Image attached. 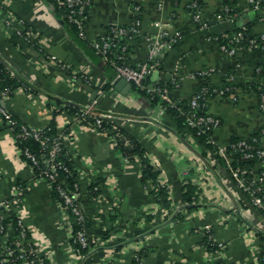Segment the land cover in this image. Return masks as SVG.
I'll list each match as a JSON object with an SVG mask.
<instances>
[{
    "label": "crops",
    "instance_id": "1",
    "mask_svg": "<svg viewBox=\"0 0 264 264\" xmlns=\"http://www.w3.org/2000/svg\"><path fill=\"white\" fill-rule=\"evenodd\" d=\"M1 1L29 22L36 35L34 44L11 45V31L2 25L0 10V56L35 86L32 91L20 90L8 97L6 107L10 112L30 125H44L54 120L58 127H63L70 123L71 117L67 110L54 105L53 97L76 104L95 97L99 108L131 117H115L113 121L122 124L143 143L147 156L160 169L157 179L170 189L172 210L168 211L162 203L150 198L148 183L140 180L142 164L138 154L125 158L101 131L75 127L70 148L75 165L82 173L78 184L89 219L86 234L92 239L108 236L102 238L105 241L100 248L80 253L69 244L61 220L62 210L52 191L44 182L32 178L30 165L16 155V144L0 121V199L10 198L16 192L17 183H22L21 198L12 208L22 213L24 222L35 231L31 239L52 251L54 264H132L134 253L145 242L152 247L140 264H258L264 253V234L263 237L260 234L264 230L256 228L258 224L264 226L262 210L249 204L243 209L247 223L256 228L248 229L246 218L229 197L225 182L232 181L226 168L218 161L214 163L208 150L202 156L195 152L188 141L195 143L194 138L172 123L161 104L152 103L133 91L132 86L126 93L115 88L111 83L117 80L113 68L95 55L87 42L108 34L112 27L124 26L126 33L131 32L125 41L124 55L126 61L135 64L147 57V35L161 27L179 28L183 30L182 37L163 53L149 75L150 82L178 78L170 93L177 101L191 97L200 87L203 79L193 76L197 70L213 67L219 81L222 73L234 69L236 64L238 78L248 83L257 78L254 74L264 66V49L243 46L235 55L221 49L212 34L225 33L231 27V20L217 19L216 10L223 6V0H204L198 22L187 9L191 0H88L83 27L87 41L78 38L42 0ZM231 1L241 11L239 20L248 21L254 9L251 1ZM134 23L136 31L130 30ZM263 31L264 17L250 28L253 34ZM52 54L70 68L85 73V80H72L66 71L49 65ZM261 103L257 92L249 89L241 90L238 97L209 98L208 111L222 120L216 128L215 139L226 144L236 136L248 137L259 130L264 142V105ZM91 180L99 183L96 195L88 191ZM188 181L198 186L199 193L198 204L191 208L183 207L179 196L182 184ZM239 192L245 199V193ZM176 211L180 215L173 218ZM146 214L154 215L152 221L146 219ZM147 221H154L156 227L143 240L140 232L148 228ZM209 230L224 242L219 254H214L202 242L204 232ZM2 242L0 236V245Z\"/></svg>",
    "mask_w": 264,
    "mask_h": 264
},
{
    "label": "built area",
    "instance_id": "2",
    "mask_svg": "<svg viewBox=\"0 0 264 264\" xmlns=\"http://www.w3.org/2000/svg\"><path fill=\"white\" fill-rule=\"evenodd\" d=\"M58 5H61L66 8V12L64 16L68 21L75 23L79 29V35L84 36L83 27L85 25L86 12L85 7L88 0H56ZM252 5L257 9L261 6V0H250ZM47 9L52 10L51 5H46L43 3ZM49 7V8H48ZM0 10L3 12L2 25L7 27L11 31V36L15 37L17 40L16 46L21 45H31L34 44V40H36V35L33 27L26 23L27 21L23 17H19L15 15L11 9L6 8L3 5V2L0 0ZM193 19L196 21L201 20V12L192 11ZM218 20H225L221 14L217 15ZM137 23V21H135ZM135 23L132 25L130 30L136 31ZM30 24V23H29ZM159 28L156 32L146 36V42L148 47L147 57L139 61L138 63L131 64L126 61L124 51L125 44L122 46L121 53L114 52V48L118 47V41L114 39L111 35L104 33L99 35L98 37L92 38L90 41L94 47L95 53L99 54L102 59L108 62L114 72L115 79L123 77L128 80L130 83H134L140 87H145L149 93L159 92L160 88L153 82L145 83V79L149 77L151 72L158 66L159 61L166 51V49L179 38H181V30L179 28ZM129 30V29H128ZM112 31L116 35L125 34L127 32V28L124 26L112 27ZM239 34L236 38V42L240 40ZM260 40H264V31L261 33ZM252 44L257 42L256 38H252ZM221 49L229 54L234 53L238 46L237 44H227L221 43ZM4 62V66L8 71L10 76L17 75V71L12 67L11 62L9 60H5L2 58ZM48 64L58 68L62 71H69V78L72 80H76L84 76L86 78L85 73H80V71L75 70L74 68H70L68 64H66L61 59L57 58L56 55L52 54L48 58ZM211 69H199L197 70L193 76L198 75H210ZM80 73V74H79ZM28 80V79H27ZM114 81H111L113 83ZM34 87V83L28 80V84H18L16 85L14 91L26 90L32 91ZM207 89L205 87L198 88L197 91L191 96L190 103L193 107L199 105L200 98H205V93ZM14 92V93H15ZM10 97L9 93L6 89L0 88V121L6 131L11 134V138L16 144V155L22 160L25 161L28 165H30L32 169V178L35 181L44 182L49 188L54 187L57 191V197H55L56 202L58 203L60 209L62 210V223L67 230L69 238L72 237L82 246L88 244V236L86 234V229L84 227L78 228L75 231L72 228L71 222L68 218V214L66 213V208H70L72 212L76 215L78 221L82 222L84 220V207L82 201L79 200L81 198L80 188L78 184V177L82 175L81 170L77 168L75 165L76 174L73 175L72 170L68 165H66L63 161L58 159L60 153L62 151H69L74 157L70 143L75 139V127L81 126L85 128H93L98 131L104 133L107 139L112 143L114 147L119 150L118 145H124L127 147H131L132 143L130 137H128L122 130V124H119L113 119L115 117L128 119V115L119 114L117 111H113L111 109H101L98 106L97 98L93 97L89 102L83 104H76L69 100H57L53 98L54 105H59L63 109L69 112L71 117L70 123L66 124L63 127L56 126V131L54 134L50 135L45 133V129L49 128V122L44 125H30L23 121H19L15 118L10 110L6 107V100ZM263 101L262 105H264V93L262 95ZM174 101V100H173ZM178 101V100H177ZM174 101V102H177ZM162 106V105H161ZM72 107H75L74 109ZM163 107V106H162ZM164 108V107H163ZM108 121H112L110 125L104 124ZM56 123V122H55ZM189 123L193 126H201L205 124H211L214 127H218L222 120L220 117L213 115L211 113L201 114L196 118L189 117ZM49 124V125H48ZM73 124V126H72ZM46 126V127H45ZM15 129H18L15 131ZM200 132V131H199ZM31 136L39 141L41 144L40 153H36L32 151L29 147L24 146L20 147L17 144V137H28ZM257 137H254L256 140ZM232 147L234 150L243 151L244 157H252L254 155L264 156V148L253 146L251 142L247 139H240L237 142H233ZM210 153H212V160L214 163L217 162V158L215 157V153L213 149L206 148ZM218 153L224 155L225 157H230V153L225 149L224 144L220 145V148L217 150ZM233 152V151H232ZM125 158H129L127 155L121 153ZM75 158V157H74ZM130 159V158H129ZM230 159V158H229ZM58 169H62L65 172V176H71L73 179L72 186H70L69 182L65 177L59 175ZM232 173L236 178V182L226 181L225 185L229 192V197L232 199L233 206L240 209L241 214H243V209L247 207V204L251 205L252 208L256 207L259 209H263L264 213V169L262 171L256 172L255 169L251 165H238V167H231ZM140 173V170H139ZM251 173V174H248ZM256 173V174H255ZM111 175V174H110ZM109 175V176H110ZM112 176V175H111ZM110 176V177H111ZM95 181V180H91ZM90 181V182H91ZM55 182V186L53 183ZM21 183H17L16 192L11 195L10 198L0 199V230L3 231L1 243V264H35L36 261L44 264L43 258L40 255H44L47 259H49L50 263L54 264V257L51 250H45L39 244L36 243L35 246H31L28 244H24L26 239H16L14 241V246L9 247L7 245V237L8 232H6V228L3 220L7 215L5 210L12 207V204L17 202L21 198ZM114 186V185H111ZM96 187V186H95ZM246 192L248 194V198H243L240 195V192ZM170 194V190H169ZM169 197V195H168ZM246 212V211H245ZM252 212V211H251ZM247 214V212H246ZM17 222L18 224H22L23 226H27L30 234L34 233L32 227L28 226L24 222V215L22 213L16 212ZM244 222L248 229H262L264 230V226L256 225V228L252 224H248L249 220L244 215ZM246 227V228H247ZM9 230V228H8ZM209 241L212 243H216L217 247L212 250L214 254H219L222 252L224 248V242L217 239L216 235L209 230ZM208 232V231H206ZM205 232V233H206ZM22 237L25 236V230L20 233ZM149 236V233H146L143 236V240ZM25 238V237H24ZM32 235L28 239L32 240ZM34 241V240H32ZM98 241L103 244L105 239H98ZM207 247V245H205ZM93 249V248H92ZM13 250L16 251L15 256H11L10 252ZM262 256V257H261ZM259 259L258 264H262V260H264V254H262ZM47 263V264H50ZM133 264V263H132ZM178 264H182L179 262ZM205 264H215L213 262H207Z\"/></svg>",
    "mask_w": 264,
    "mask_h": 264
},
{
    "label": "trees",
    "instance_id": "3",
    "mask_svg": "<svg viewBox=\"0 0 264 264\" xmlns=\"http://www.w3.org/2000/svg\"><path fill=\"white\" fill-rule=\"evenodd\" d=\"M47 4L52 6V10L54 12V15L56 17L60 18L61 21L66 23L71 31L75 32V34L78 36V38L83 39L84 41H87L85 39V36L79 35V29L78 26L67 20V18L64 16L66 12V8L58 5L56 0H46ZM224 4L223 6L219 9L216 10V14H221L224 19L226 20H231V27L227 29L225 33H216L212 34V37L221 43H229V44H237L238 48L239 47H261L264 49V40H260L261 33L253 34L250 32V28L252 24L257 21L261 20V18L264 17V0H261V6L260 8H255L252 10L250 13V18L246 22H241L239 20L240 15V9L239 7H235L233 2L231 0H223ZM204 0H191L188 5L187 9L191 13L192 11H198L201 6L203 5ZM192 17L193 14L191 13ZM86 22V19H85ZM198 22V21H196ZM28 23V22H26ZM28 25H31L28 23ZM32 26V25H31ZM33 27V26H32ZM181 30V35H183V30ZM109 35L114 37L115 40L118 41V47L114 48V52L121 53L122 46L125 44V41L127 37L131 36V32L125 33V34H120L116 35L114 32L111 31L108 32ZM240 35V40L236 42L237 36ZM98 37V36H97ZM182 37V36H181ZM256 38L257 42L255 44L251 43V39ZM180 39V38H179ZM11 45H16L17 40L15 37H11L9 40ZM89 44H88V43ZM86 43L91 47L92 52L100 57L99 54L95 53L94 47L91 43V41H87ZM237 48V49H238ZM237 51V50H236ZM236 51L232 54H236ZM101 58V57H100ZM107 64H109L107 62ZM4 62L0 58V88L1 89H6L9 95L14 94V89L16 85L18 84H28V80L25 76L20 74L19 72L15 76H10L8 71L6 70L4 66ZM110 65V64H109ZM111 66V65H110ZM261 66V65H260ZM112 67V66H111ZM211 67H203V69H208ZM237 67L235 64L234 69H230L222 73V77H220L221 80L217 81V72L213 68L211 69V74L210 75H198L197 77H201L203 80L201 82V85L199 88L205 87L207 89L205 93V98H200L199 105L196 107H193L190 103L189 98H182L178 100L177 102H174L171 96V90L177 84L178 78L176 79H168L166 81H160L159 83H155L159 88V92H154V93H149L145 87H140L134 83H131V88L133 91L136 93H140L144 96H146L152 103H159L164 107L165 112L167 113L168 116L171 117L172 123L175 124L176 127L180 128L183 132H189L190 136L194 138V142L191 140H188L192 146H194L195 152L199 155H204L207 151L206 148H210L214 150V155L217 158V161L223 165L226 170L229 172V176L231 181L236 182V178L234 177L232 173L231 167H238V165H251L256 172H260L264 169V156H259V155H254L252 157H244L243 156V151L241 150H234L232 147L233 142H237L240 139H247L249 142L253 144V146L256 147H263L264 148V142L262 139V133L261 131H256L252 135L248 137H239L236 136L234 137L231 141L227 142L224 144L225 149L230 153V159L228 157H225L224 155L220 154L217 152V150L220 148L221 143L215 139V132H216V127L212 126L211 124H205L201 126H193L189 123V117L196 118L197 116L201 114H207L211 113L207 109V100L211 97H214L216 95H233L238 97V94H240L241 90H254L257 92L259 99L261 102L263 101V93H264V66H261L260 69L257 70V72L254 74L255 77H257L255 80L252 79L251 81L244 82V80H241L238 78ZM67 74H69V71L65 70ZM80 73H82L80 71ZM79 73V74H80ZM216 76V78H215ZM81 79H84V76L81 77ZM145 83L150 82L149 77L144 80ZM35 89V86L33 87V90ZM54 98V97H53ZM60 100V99H57ZM73 109L75 107H72ZM213 114V113H211ZM13 115V114H12ZM214 115V114H213ZM15 118H17L15 115H13ZM18 119V118H17ZM21 121L20 119H18ZM112 121L106 120L104 124L110 125ZM113 123V122H112ZM50 124V125H49ZM49 128L45 129V133L47 134H54L56 131V126H55V121L50 120L49 122ZM46 127V126H45ZM18 129H15V131ZM121 130L128 136L130 137L132 146L127 147L124 145L119 144V151L125 155H127L129 158L139 155L141 158V168H140V173H139V178L142 182H147L149 186V196L150 198H153L154 200L159 201L164 205V207L168 208L169 210H172L170 205V199L168 197L169 195V186L161 183L157 179V175L160 171V169L157 167V165L154 164V162H151L150 157L147 156L146 154V148L143 145V143L137 139L133 134H129L128 131L122 126ZM200 131V132H199ZM187 133V134H189ZM254 137H257L256 140H254ZM192 138V140H193ZM17 144L20 147L27 146L29 147L32 151L36 153H40L41 149V144L39 143L38 140L35 138L28 136V137H17ZM233 151V152H232ZM61 161H63L70 169L72 170L73 175L76 174L75 170V159L72 156V154L68 151H62L58 157ZM59 175L62 177H65L67 179V182H69L70 186H72L73 179L71 176H65V172L62 169H58ZM251 174V173H248ZM256 174V173H255ZM21 183V182H20ZM22 185V183H21ZM55 186V182L53 183ZM96 186V187H95ZM99 183L98 181H91L88 184V191L92 195H96L98 191ZM52 191V194L54 195V198L57 197V191L55 190L54 187L50 188ZM181 193H179V196L181 198V203L183 207L191 208L198 203L196 202V198L198 197V186L195 183H192L190 181L185 182L182 184L181 188ZM246 198H248V194L245 192ZM79 200L82 201V198L79 197ZM261 210V209H260ZM263 210V209H262ZM7 212V215L3 223L5 226H9L6 228V232H8V237L6 238L7 240V245L11 248L14 246V241L16 239H26L24 241V244H28L31 246H35L36 242L32 240H28L31 236L30 231L27 226H23L22 224H18L17 222V216H16V211L10 207L9 209L5 210V213ZM66 213L68 214V218L71 222L72 228L75 231L78 228L84 227L86 229L89 219L84 213V220L82 222L78 221L76 218V215L72 212V210L68 207L66 208ZM173 213V212H172ZM180 211H176L172 214L173 218L179 217ZM154 215L151 214H146V219L149 221H152L151 218ZM148 222V228L144 229L142 232H140V237L144 236L147 232H152L154 231L156 224L154 221ZM1 222V221H0ZM9 228V230H8ZM25 230V238L20 235L21 231ZM209 232H204L202 236V242L207 245V248L209 250H214L217 247L216 243H212L209 241L208 235ZM3 234V231L0 230V236ZM263 237L264 232L261 231L260 233ZM108 236L103 235L102 238H106ZM99 238H89L88 244L85 246H82L80 242L75 240L74 238L70 237L68 239L69 244L76 248L78 252L80 253H89L92 248H100L101 243L98 241ZM151 245L147 242L142 245V247L134 253L133 258H132V263L133 264H140L143 260V258L146 257L148 254L149 250L151 249ZM0 250H1V245H0ZM1 253L0 252V258H1ZM264 254V253H263ZM11 256L16 255V251L13 250L10 252ZM43 258L44 264L50 263L49 259H47L44 255H40ZM262 257V256H261ZM1 264V262H0ZM35 264H42L39 263V261H36ZM52 264V263H50ZM262 264H264V260H262Z\"/></svg>",
    "mask_w": 264,
    "mask_h": 264
},
{
    "label": "water",
    "instance_id": "4",
    "mask_svg": "<svg viewBox=\"0 0 264 264\" xmlns=\"http://www.w3.org/2000/svg\"><path fill=\"white\" fill-rule=\"evenodd\" d=\"M42 1L46 5H49V4H47L46 0H42ZM113 84H114L115 88L120 89L124 93H126L128 91V89L131 87V83L123 77L117 78V80L115 82H113Z\"/></svg>",
    "mask_w": 264,
    "mask_h": 264
},
{
    "label": "rangeland",
    "instance_id": "5",
    "mask_svg": "<svg viewBox=\"0 0 264 264\" xmlns=\"http://www.w3.org/2000/svg\"><path fill=\"white\" fill-rule=\"evenodd\" d=\"M41 1V0H40ZM38 3H39V1H37ZM41 2H43V1H41Z\"/></svg>",
    "mask_w": 264,
    "mask_h": 264
}]
</instances>
